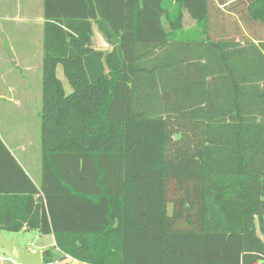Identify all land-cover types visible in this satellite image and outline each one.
<instances>
[{
	"label": "trees",
	"instance_id": "16d2710c",
	"mask_svg": "<svg viewBox=\"0 0 264 264\" xmlns=\"http://www.w3.org/2000/svg\"><path fill=\"white\" fill-rule=\"evenodd\" d=\"M172 2L44 0L41 180L0 193L1 231L82 264L264 263V0L243 36L228 0Z\"/></svg>",
	"mask_w": 264,
	"mask_h": 264
},
{
	"label": "crops",
	"instance_id": "0c3cea01",
	"mask_svg": "<svg viewBox=\"0 0 264 264\" xmlns=\"http://www.w3.org/2000/svg\"><path fill=\"white\" fill-rule=\"evenodd\" d=\"M172 4L171 0L170 7ZM228 4L232 12L226 25L232 28L230 31L235 35L237 27L241 29L239 35H246L245 24L236 14L246 11L251 0H228ZM44 22V0H0V45L3 49L0 56V140L27 176L26 178L0 147V193L23 194L30 189L28 178L36 187L41 180L40 110ZM162 24L165 30H169L165 16ZM182 24L180 37L203 35L201 26L187 12H183ZM94 27L99 31L95 24L92 25V31ZM101 35L107 41L102 33ZM218 35L217 31L216 36ZM92 42L93 48L99 49L94 34ZM111 48L109 45L106 49ZM12 109L16 112H12ZM13 115L22 121H32L30 127L34 126L36 129L33 132L34 138L30 136L29 129L26 130L27 135L22 127L18 128L7 120ZM32 140L35 142L31 143ZM35 233L39 235L38 232Z\"/></svg>",
	"mask_w": 264,
	"mask_h": 264
},
{
	"label": "rangeland",
	"instance_id": "374dc122",
	"mask_svg": "<svg viewBox=\"0 0 264 264\" xmlns=\"http://www.w3.org/2000/svg\"><path fill=\"white\" fill-rule=\"evenodd\" d=\"M253 29H258L257 27H253ZM39 50V47H38ZM3 52L2 45H0V56ZM40 59V58H38ZM57 75L62 80L64 88L67 92L71 90V87L62 71L61 65L58 64L57 66ZM42 81V79H41ZM12 112H16L12 109ZM10 120L16 127H22L24 132L26 130L30 133V136L34 138V133L36 131L34 126H31L33 123L32 121H22L17 116H12L7 118ZM22 121V122H21ZM29 125V126H28ZM27 134V133H26ZM39 134V133H38ZM28 135V134H27ZM35 140H32L31 143H34ZM170 209V205H169ZM4 235L8 238H11L16 245H20L25 249H36V250H44V249H51L52 251V259L49 262H43L42 264H82L76 258L71 257L70 255L64 253L62 250L54 248V236L47 234H36L34 231H18V232H10L4 231ZM0 264H23V262L15 259L11 256V254L0 246Z\"/></svg>",
	"mask_w": 264,
	"mask_h": 264
},
{
	"label": "water",
	"instance_id": "95a60500",
	"mask_svg": "<svg viewBox=\"0 0 264 264\" xmlns=\"http://www.w3.org/2000/svg\"><path fill=\"white\" fill-rule=\"evenodd\" d=\"M93 34L95 37L97 48L106 49L109 47L108 42L103 39V36L95 27L93 28ZM105 67H106V72H109L106 65ZM258 236L264 242V237L261 235L259 230H258ZM0 246L6 249L11 254L12 257L23 262V264L43 263L41 250L29 251L28 249H25L20 245H16L14 244L13 240L11 238L6 237L1 230H0Z\"/></svg>",
	"mask_w": 264,
	"mask_h": 264
},
{
	"label": "built area",
	"instance_id": "2783aa9c",
	"mask_svg": "<svg viewBox=\"0 0 264 264\" xmlns=\"http://www.w3.org/2000/svg\"><path fill=\"white\" fill-rule=\"evenodd\" d=\"M264 264V263H263Z\"/></svg>",
	"mask_w": 264,
	"mask_h": 264
}]
</instances>
